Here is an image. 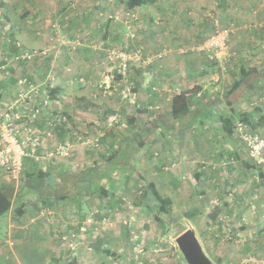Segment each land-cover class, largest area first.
Instances as JSON below:
<instances>
[{
    "label": "rangeland",
    "instance_id": "rangeland-1",
    "mask_svg": "<svg viewBox=\"0 0 264 264\" xmlns=\"http://www.w3.org/2000/svg\"><path fill=\"white\" fill-rule=\"evenodd\" d=\"M129 11L122 0H0V129L8 115L18 130L14 138L26 142L27 151L35 150L30 158L51 169L47 173L52 176L103 165L127 133L169 114L175 96L186 95L190 107L216 101L197 130L148 136L134 151L133 170H105L101 182L111 188L112 197L86 200L82 211L72 202L52 200L44 206L27 195L18 203L24 212L17 217L12 204L25 157L19 169L0 163V192L11 201L0 217V264H187L175 240L189 229L213 264H264V151L262 162L249 159L236 130L242 124L243 132L264 137V77L239 79L240 65L232 60L228 40L226 59L205 55L207 77L201 79L210 85H183L182 65V71L157 78L161 85L152 90L147 76L142 87L147 92L139 93V70L151 68L154 61L162 70L159 64L168 49L137 47L139 19ZM127 13H134L136 21ZM214 21L232 32L222 20ZM127 23L134 38L128 36ZM213 28L214 22L206 24L200 43L175 46L169 53L173 63L186 57L189 65L199 67L197 45ZM176 48L186 52L179 57ZM118 54L129 58L125 76L119 72ZM239 56L238 62L246 59ZM213 73L219 74L218 82L209 78ZM248 87L257 95L232 109L231 102ZM230 112L252 117L249 122L236 118L232 136L224 138L220 117ZM64 143L69 145L67 156L57 151ZM148 183L172 200L171 217L150 207ZM192 209L199 214L185 218Z\"/></svg>",
    "mask_w": 264,
    "mask_h": 264
},
{
    "label": "crops",
    "instance_id": "crops-1",
    "mask_svg": "<svg viewBox=\"0 0 264 264\" xmlns=\"http://www.w3.org/2000/svg\"><path fill=\"white\" fill-rule=\"evenodd\" d=\"M209 1L210 0H165L162 2V5L135 8L132 11H129L138 15L137 17L139 19V22H137L135 26L138 34H140L138 39L139 46L137 47H142L144 50L149 47H157L159 49L166 47L168 49V55H165L164 59L160 63L161 65L159 64V66L163 68L162 70L159 71L154 67L156 65H154V63H157V61H152L153 64L151 68L139 70V93L147 92V90L142 89L144 86L143 81L147 78V76L148 78H151L148 86L152 90L158 82V84L161 85L159 79L157 78L162 77L161 79H163L170 77L174 74L173 71L177 68L180 69L179 66L182 67V65L183 72L181 75H183L182 77L189 79H185L182 83L183 85H188L187 82L191 83L192 81H197L201 85L205 84L208 79H201L202 77H207V71L205 70V63L207 61L204 53L199 52V67L189 65L186 62V57H181L179 61L173 63L174 61H172V58L169 56L172 54L171 52H173V48L175 46H180L183 43L187 45L193 44L196 41L197 43H200L203 40V34L207 32L206 24L208 25L209 23V26L212 27L214 19H220L224 22V24H228V26L232 28L229 46L231 50H233L231 53L235 55L232 60L236 61L237 65H240V67H237L236 69L239 79L248 75H261L262 78L264 77V0ZM210 4L212 5L211 8ZM183 12H187V15L185 16ZM192 14H196V17H190ZM248 21L253 22V24H248ZM200 46V44L197 45V47ZM176 50L177 51L174 52H177V56L179 57L182 56L179 55L180 52H186L183 51L182 48H176ZM148 52L150 51L148 50ZM239 55H242L246 59L239 60L238 62V59L236 58H239ZM148 60L150 61V59H147L142 62L144 63ZM187 60H189L188 57ZM249 68L252 69L250 70ZM156 69L157 71L155 73L154 70ZM255 71H258V73L253 74ZM161 72H163V75H161ZM220 76H224L223 72L220 73ZM220 76L217 73H213L210 74L209 78H214V82H218ZM262 81H264V79H262L261 82ZM207 84L210 85L211 83L207 82ZM201 85L198 87L200 91ZM187 88L189 91L193 90L191 87ZM205 88L207 87L205 86ZM215 89H218V87ZM194 90L197 91V89ZM189 91L178 90L177 92H185L186 94H189ZM152 92L154 93V91H151V93ZM203 93H205V91H203ZM244 93L245 95L243 97H236L237 99L231 102L230 106L232 109H237L238 105L242 106L247 104L251 97L257 95L256 91L250 87L245 89ZM213 103H216V101H211L210 104ZM210 104L208 105L210 106ZM198 105L200 104L198 103L192 107L189 106V109L194 110L198 107ZM261 106L264 108V104ZM177 132L183 133L182 131ZM248 164L249 162H245V167L247 169H251ZM37 165L43 172L47 173L48 171H51V169L43 167L41 162H37ZM241 169L244 168L242 167Z\"/></svg>",
    "mask_w": 264,
    "mask_h": 264
},
{
    "label": "trees",
    "instance_id": "trees-1",
    "mask_svg": "<svg viewBox=\"0 0 264 264\" xmlns=\"http://www.w3.org/2000/svg\"><path fill=\"white\" fill-rule=\"evenodd\" d=\"M158 0H122L128 10H133L139 7L153 6ZM234 86L231 90H234ZM186 96V95H185ZM178 95L173 97L169 114L163 117H158L140 126L138 129L127 133L122 138L119 149L111 151L110 155L104 159L103 165L89 167L80 170L79 172L60 171L56 177L49 173L41 171L34 158L25 157L24 169L21 177V182L15 193L14 213L18 216L23 215L22 203H18L27 195H33L36 200L42 205H51L52 200L59 202H72L79 211L86 200L92 201L102 200L112 197L111 188L106 187L101 182L104 176H107L105 170L113 168L116 170L129 171L134 169V151L137 148H142L144 142L149 138L162 135L167 131H195L201 126L207 116L209 105L200 104L194 110L189 109L187 97ZM202 105V106H201ZM252 117L250 114L235 115L230 112L226 116L220 117V129L224 138H228L233 134V127L236 118L242 122H249ZM132 120L130 123H132ZM158 133V135H157ZM144 140V141H143ZM133 162V163H132ZM26 166V167H25ZM107 166V167H105ZM264 176V175H263ZM147 193L149 194L150 207L155 206V212L160 215L171 217L174 213L172 209V200L169 197H162L155 189L152 183L147 184ZM87 202V201H86ZM85 202V203H86ZM11 207V201L4 193L0 192V217L3 216ZM84 210V209H83ZM197 209H192L183 214L185 218H193L198 215ZM159 222L164 227V222L157 217ZM5 264H7L5 262Z\"/></svg>",
    "mask_w": 264,
    "mask_h": 264
},
{
    "label": "built area",
    "instance_id": "built-area-1",
    "mask_svg": "<svg viewBox=\"0 0 264 264\" xmlns=\"http://www.w3.org/2000/svg\"><path fill=\"white\" fill-rule=\"evenodd\" d=\"M127 16L131 20L136 21V15L134 13H127ZM117 19V17H115ZM128 30V36L130 38L135 37V33L130 25L127 23L126 26ZM231 34V30L228 27H220L217 21H214V30L207 37V39L202 43L199 47L198 52H202L208 56L211 60L220 61L222 58L226 59L227 57V43L229 40V36ZM228 54V58H229ZM117 57L121 58V62L119 63V72L122 76H125L128 65L127 60L129 59L125 54H118ZM160 55H157V58H160ZM136 60H140V57L136 55ZM6 124L0 129V140L2 149L0 151V163L5 166L6 169L9 170L10 167L13 169H19L22 158L26 156H32L35 150L30 149V152L25 148L24 141L16 140L14 137L18 133V130H15L12 127L11 118L8 115H5ZM244 125H237V132L240 133V137L245 142V147L247 150V156L249 159L262 162V154L264 151V137L259 136L256 133L247 134L244 131ZM58 153L61 155L67 156L69 151V145L67 143L59 144L57 147Z\"/></svg>",
    "mask_w": 264,
    "mask_h": 264
},
{
    "label": "water",
    "instance_id": "water-1",
    "mask_svg": "<svg viewBox=\"0 0 264 264\" xmlns=\"http://www.w3.org/2000/svg\"><path fill=\"white\" fill-rule=\"evenodd\" d=\"M175 242L187 264H213L203 252L194 230L182 232Z\"/></svg>",
    "mask_w": 264,
    "mask_h": 264
}]
</instances>
